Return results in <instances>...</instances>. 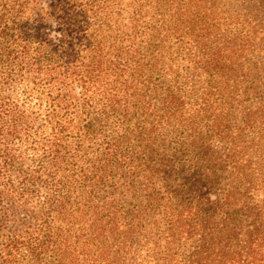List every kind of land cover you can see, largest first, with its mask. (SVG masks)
<instances>
[{
	"label": "trees",
	"instance_id": "1",
	"mask_svg": "<svg viewBox=\"0 0 264 264\" xmlns=\"http://www.w3.org/2000/svg\"><path fill=\"white\" fill-rule=\"evenodd\" d=\"M0 264H264V0H0Z\"/></svg>",
	"mask_w": 264,
	"mask_h": 264
},
{
	"label": "rangeland",
	"instance_id": "2",
	"mask_svg": "<svg viewBox=\"0 0 264 264\" xmlns=\"http://www.w3.org/2000/svg\"><path fill=\"white\" fill-rule=\"evenodd\" d=\"M39 12V9H31L30 12H29V18L30 20L34 19V16H35V13H38ZM61 39V38H60ZM179 170L177 169V171H174L172 172V176L171 177H175V176H179Z\"/></svg>",
	"mask_w": 264,
	"mask_h": 264
},
{
	"label": "clouds",
	"instance_id": "3",
	"mask_svg": "<svg viewBox=\"0 0 264 264\" xmlns=\"http://www.w3.org/2000/svg\"><path fill=\"white\" fill-rule=\"evenodd\" d=\"M44 7L47 8V4L46 3L44 4ZM53 27H55V25H53Z\"/></svg>",
	"mask_w": 264,
	"mask_h": 264
}]
</instances>
